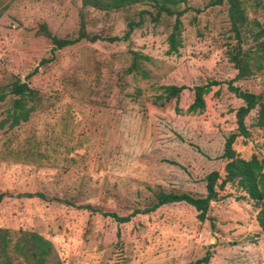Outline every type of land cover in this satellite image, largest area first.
<instances>
[{
    "label": "rangeland",
    "instance_id": "rangeland-1",
    "mask_svg": "<svg viewBox=\"0 0 264 264\" xmlns=\"http://www.w3.org/2000/svg\"><path fill=\"white\" fill-rule=\"evenodd\" d=\"M207 2L180 5L186 11L176 53H167L174 16L162 14L153 22L145 15L129 40H81L40 63L51 56L52 44L37 32L39 24L58 37L75 36L81 0H0V91L16 79L37 90L28 101L34 106L29 119L13 127L3 122L13 95L0 101V227L38 232L51 240L63 264H187L208 250V264H264L258 208L232 185L210 204L213 227L185 202L161 205L125 223L77 207L91 203L124 215L151 204L159 189L204 195L205 176L223 171L224 141L243 104L227 82L264 94V67L234 79L237 69L228 52L236 40L227 5ZM245 4L247 49L255 42L250 30L263 14ZM144 9L152 8L145 2L110 12L89 8L86 30L122 36ZM131 51L147 56L138 73L127 72ZM209 80L220 82L219 95L210 93L201 113L186 111L190 89L163 109L153 104L162 85ZM255 114L245 118L247 125ZM251 133L246 142L238 138L235 149L241 157L255 153L264 159V127L251 126ZM27 192L45 198L22 195Z\"/></svg>",
    "mask_w": 264,
    "mask_h": 264
},
{
    "label": "trees",
    "instance_id": "trees-1",
    "mask_svg": "<svg viewBox=\"0 0 264 264\" xmlns=\"http://www.w3.org/2000/svg\"><path fill=\"white\" fill-rule=\"evenodd\" d=\"M189 0H81L83 13L81 14L80 27L77 34L73 37H58L47 27L46 23L38 26L37 32L47 37L51 44V56L43 58L40 63L49 62L55 55V51L67 46L73 45L81 40L95 42L97 40L119 41L129 40L135 27L140 25L145 17L149 15L153 22H158L165 14L174 16L171 31L167 37V53H176L180 45V34L182 28L181 16L185 13L186 7L180 8V5H186ZM245 1H250L252 5L262 10L263 21H255L256 30H250L254 39L252 47L244 49V33L249 26V20L246 11ZM148 3L151 10L144 9L139 12V20H129L127 29L122 36H101L100 34L90 33L86 30L85 14L89 8L103 12L116 11L128 8L139 3ZM226 3L227 14L231 32L235 38V44L228 55L230 61L237 69L234 79H244L264 67V0H208V6L221 5ZM1 16V11H0ZM132 62L127 68V72H140V62L147 59V56L137 51H131ZM220 84L217 80H209L204 84L193 85L191 87L182 84H165L161 86V93L153 99V104L163 109L165 106L172 105L180 99L181 93L185 89L192 91V101L186 108L189 113L203 112L206 108V99L210 93L218 98ZM227 88L233 92L236 97L243 101L235 110L236 127L231 131L224 141V148L221 157L224 165L222 172L213 170L205 176L204 195H196L189 192L165 191L159 189L153 193L154 199L151 204L144 207H136L124 215L116 211H106L91 203L81 204L77 207L89 210L91 213L98 212L109 216L119 223H125L136 214H146L154 211L164 204L185 202L193 206L197 212L196 218L200 222L209 220L211 227L214 226L213 219L208 215L210 204L220 198L219 192L224 190L226 185H232L241 190L242 198L251 199L254 206L258 208L256 221L264 235V159L253 153L249 158L241 157L235 149V143L238 138L244 142L251 137V126L257 129L264 127V94L254 93L239 86L233 85L232 81L227 82ZM8 95H13L11 107L3 122H8L9 127L18 125L22 121L29 119L34 106L28 105V101H34L37 97V90L31 88L27 82L20 79L14 80L10 86L0 91V101H3ZM176 112L180 109L177 105L174 107ZM256 114L251 126L245 123V118L252 111ZM2 122V123H3ZM2 125V124H1ZM26 197H41L45 195L41 192L23 193ZM2 196L0 195V198ZM56 201H62L69 205H75L66 198L53 197ZM119 235V231L117 232ZM211 252L208 250L199 259L187 264H208ZM0 264H63L53 243L48 238L42 236L34 230L18 229L11 231L8 228L0 227Z\"/></svg>",
    "mask_w": 264,
    "mask_h": 264
}]
</instances>
